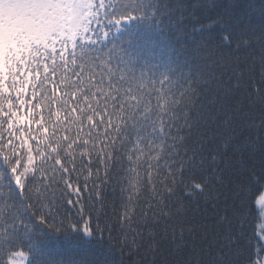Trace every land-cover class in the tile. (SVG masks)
Returning <instances> with one entry per match:
<instances>
[{"label":"snow or ice","instance_id":"6c2138e0","mask_svg":"<svg viewBox=\"0 0 264 264\" xmlns=\"http://www.w3.org/2000/svg\"><path fill=\"white\" fill-rule=\"evenodd\" d=\"M0 264H264V0H0Z\"/></svg>","mask_w":264,"mask_h":264},{"label":"trees","instance_id":"16d2710c","mask_svg":"<svg viewBox=\"0 0 264 264\" xmlns=\"http://www.w3.org/2000/svg\"><path fill=\"white\" fill-rule=\"evenodd\" d=\"M136 40L138 47L143 48L146 52H155L158 60L167 62L170 56L180 68L188 69L191 67V63L186 61L180 47L183 41H177L170 32L141 26L136 29ZM188 42L191 43V39ZM259 222V219L249 217V235L252 234L253 230L258 231Z\"/></svg>","mask_w":264,"mask_h":264},{"label":"rangeland","instance_id":"374dc122","mask_svg":"<svg viewBox=\"0 0 264 264\" xmlns=\"http://www.w3.org/2000/svg\"><path fill=\"white\" fill-rule=\"evenodd\" d=\"M261 221L259 222V225H260ZM259 225H258V230H259Z\"/></svg>","mask_w":264,"mask_h":264}]
</instances>
